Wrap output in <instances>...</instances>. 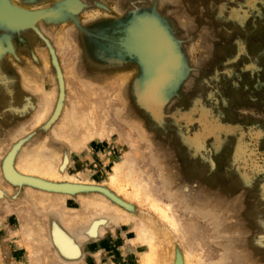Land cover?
Returning <instances> with one entry per match:
<instances>
[{"label":"rangeland","instance_id":"374dc122","mask_svg":"<svg viewBox=\"0 0 264 264\" xmlns=\"http://www.w3.org/2000/svg\"><path fill=\"white\" fill-rule=\"evenodd\" d=\"M0 264H264V0H0Z\"/></svg>","mask_w":264,"mask_h":264},{"label":"water","instance_id":"95a60500","mask_svg":"<svg viewBox=\"0 0 264 264\" xmlns=\"http://www.w3.org/2000/svg\"><path fill=\"white\" fill-rule=\"evenodd\" d=\"M13 12H16V10H12L10 12V15H11V18L17 22H20V23H25L27 22L28 20H31L34 17L33 14H29L28 16V20L27 21H18L16 20L13 16H12V13ZM26 13V12H25ZM167 41H164L162 40L161 42H157V49H158V56H159V60L161 61H165V60H168L170 59V54L167 52V46L168 45V42L166 43ZM11 180V179H10ZM13 181V180H12ZM16 181H23V182H27L29 184H33V185H37L41 188H44V189H47V190H54V191H62V192H68V193H72V192H75V191H80L82 190L83 188L81 186H77V185H67V184H62V185H56V184H51V183H47V182H39L41 180L39 179H35V178H30V177H26V176H19V178L16 180ZM71 186L70 189H66L64 188L63 186Z\"/></svg>","mask_w":264,"mask_h":264},{"label":"bare ground","instance_id":"6f19581e","mask_svg":"<svg viewBox=\"0 0 264 264\" xmlns=\"http://www.w3.org/2000/svg\"><path fill=\"white\" fill-rule=\"evenodd\" d=\"M13 15V14H12ZM17 15V14H16ZM27 19V18H26ZM18 20V19H17ZM22 21V20H21ZM25 169V168H24ZM25 171H27V172H29L28 170H25ZM6 173H8V177L11 179V180H13V181H15V180H17L18 178H16L15 176H13V174L12 173H14V171L12 172V170H10V168H8L7 169V172ZM19 175V174H18ZM20 176V175H19ZM27 177V176H26ZM42 183V182H41ZM43 184V183H42ZM64 187V186H63ZM64 188H66V189H70L71 187H64Z\"/></svg>","mask_w":264,"mask_h":264}]
</instances>
